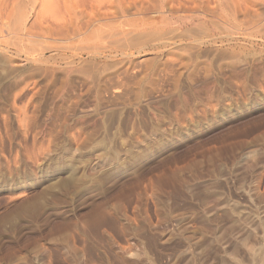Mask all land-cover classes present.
<instances>
[{"label": "rangeland", "instance_id": "374dc122", "mask_svg": "<svg viewBox=\"0 0 264 264\" xmlns=\"http://www.w3.org/2000/svg\"><path fill=\"white\" fill-rule=\"evenodd\" d=\"M66 1L0 32V264H264V0Z\"/></svg>", "mask_w": 264, "mask_h": 264}, {"label": "bare ground", "instance_id": "6f19581e", "mask_svg": "<svg viewBox=\"0 0 264 264\" xmlns=\"http://www.w3.org/2000/svg\"><path fill=\"white\" fill-rule=\"evenodd\" d=\"M14 1L15 0H0V32L5 25L6 27H8L7 29L12 33L13 32L15 33L16 31H18L16 33L18 34L20 33L19 34L20 36L23 33H25L24 31L30 32L32 31L33 28L38 29L39 27L38 24H40V27H39L40 29L38 30L49 31V32L58 31L59 29H57V27L61 28L66 25L64 23L65 20L64 22L61 21V18L59 20V13H58L60 9H62L61 8L62 5H60V2L63 1L66 4L67 2L66 0H16L18 2V4H16L18 5L17 10H16V13L12 15L14 13V11L12 12L14 7L13 6L11 7V5L12 3L13 4L15 3ZM76 1H77V6L82 8L81 13H85V12L87 13L88 18L84 22V26H86L87 28L89 26L91 27L95 23L100 22V20H102L104 17L108 16L109 14L106 11H103V9L108 8V5L105 4L106 1L103 2V0H97L99 1V9H96L94 11L89 10L91 2L94 0H76ZM116 6H117L116 1H114L113 5H110L109 7L112 9L113 7L115 8ZM111 15L112 17H115L116 15L115 11L112 12ZM31 16L33 20L31 19L30 21L29 18ZM73 17L76 18V15H74ZM74 20L71 22L69 19L68 21H70V23L72 24ZM68 21L67 23H69ZM34 34L36 35V33ZM19 35L18 37H20Z\"/></svg>", "mask_w": 264, "mask_h": 264}]
</instances>
